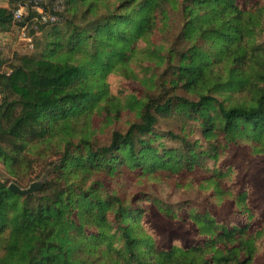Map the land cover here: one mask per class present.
I'll return each mask as SVG.
<instances>
[{
	"label": "trees",
	"instance_id": "trees-1",
	"mask_svg": "<svg viewBox=\"0 0 264 264\" xmlns=\"http://www.w3.org/2000/svg\"><path fill=\"white\" fill-rule=\"evenodd\" d=\"M53 3L58 21L39 28L49 36L38 53L8 62L0 54V163L10 179L0 182V264H253L264 252V226L249 233L248 224L229 228L190 208L184 220L202 241L161 250L146 232L142 198L103 196L86 184L95 173L175 177L208 158L218 162L228 149L264 160V48L257 43L263 12L238 0ZM10 20L0 8V27ZM175 21L180 28L168 48L141 52L165 64L154 97L140 102L137 121L125 131L93 140L92 115L124 108L111 95L109 77L129 79V62L144 58L137 44L169 33ZM174 110L198 122L203 144L170 132L176 146H153L155 124ZM35 159L43 172L33 180L44 172L50 178L32 195L9 191L10 183L20 187L21 166ZM232 169L217 165L198 184L250 220L245 190L230 186Z\"/></svg>",
	"mask_w": 264,
	"mask_h": 264
},
{
	"label": "rangeland",
	"instance_id": "rangeland-1",
	"mask_svg": "<svg viewBox=\"0 0 264 264\" xmlns=\"http://www.w3.org/2000/svg\"><path fill=\"white\" fill-rule=\"evenodd\" d=\"M239 5L247 8L254 7L263 12L261 24V32L257 35V43L264 48V0H238ZM80 21L82 19H79ZM82 22V21H81ZM180 21H175L170 26L169 33L161 35L155 34L149 41L139 42L136 46L137 57H144L140 64H128L129 79H122L117 75L109 78L112 87L111 95L124 107L119 114L111 111H96L90 120L88 126L90 136L98 142H108L110 135L114 131H125L128 126L137 121L136 109L140 102L145 98H153L155 88L158 87V79L164 69V62L157 64L156 55L151 58L146 57L141 52L145 49L162 45L169 47V43L177 35ZM32 29L29 24L25 30V36L28 37L33 45V49L29 48V42L24 40L21 35L19 26L6 25L0 27V54L6 62L12 60L16 55H33L40 50L38 44L43 47L46 42L48 33L42 29ZM63 29V26H62ZM160 55L166 53L165 49L159 50ZM158 57V56H157ZM137 62L138 61H133ZM1 71L6 72L5 67ZM137 77L136 80H132ZM181 96L194 99L193 94L180 92ZM109 109V107H108ZM201 127L197 121L189 116L182 117L178 110L167 115L165 118L160 117L154 126L150 138L153 140V146L158 150L162 147H174L176 143L171 140L169 133H173L179 137H186L188 141H199L203 144L200 133ZM45 151V146L39 147L34 151L37 155ZM39 155V156H40ZM59 154L56 155V158ZM264 160L262 157H245L236 149H228L227 153L219 156L218 162H213L209 158L205 160L202 167L195 169L191 173L182 172L178 176H168L166 173H159L150 178L141 177L139 171L132 173H122L107 177L104 173L93 174L87 182V186L93 184V187L101 190L103 196L120 195L127 196L128 200L135 201L142 198L141 203L145 209L143 219L146 225V232L152 237L155 245L161 250H169L171 247L178 249H188L198 245L202 238L196 234L193 225L184 219L186 211L194 208L197 211H208L212 214L216 221L224 223L229 228L233 226L242 227L249 225V233L260 229L264 226ZM31 167L27 163L21 166L23 174L20 176L21 189H27L31 184L40 185V188L50 178L47 172L37 176L33 180V175L43 172L39 168L37 159L32 160ZM232 166V180L229 182L233 192L245 190L247 194V206L251 210L253 218L250 220L241 215L234 208L232 201H224L217 204L213 198H209L208 191L203 190L205 183L198 184L201 180L206 179L210 175V171L217 165ZM47 173V174H46ZM179 177V178H178ZM150 179V180H149ZM9 177L0 163V182L7 183ZM33 180V181H32ZM12 184V183H10ZM14 184V183H13ZM99 184L101 185L99 187ZM197 184V185H195ZM164 209L165 213H161ZM168 211V212H167ZM177 218H170L171 213ZM253 264H264V252L260 254Z\"/></svg>",
	"mask_w": 264,
	"mask_h": 264
},
{
	"label": "built area",
	"instance_id": "built-area-1",
	"mask_svg": "<svg viewBox=\"0 0 264 264\" xmlns=\"http://www.w3.org/2000/svg\"><path fill=\"white\" fill-rule=\"evenodd\" d=\"M54 5L53 0H0V8L7 10L11 16L10 25L19 26L24 40L29 42L30 49H33V45L25 36V30L29 24L33 30L55 24L58 18L54 14Z\"/></svg>",
	"mask_w": 264,
	"mask_h": 264
},
{
	"label": "water",
	"instance_id": "water-1",
	"mask_svg": "<svg viewBox=\"0 0 264 264\" xmlns=\"http://www.w3.org/2000/svg\"><path fill=\"white\" fill-rule=\"evenodd\" d=\"M40 189V185L31 184L27 189H21L15 184H9L8 190L21 196H27L34 194L37 190Z\"/></svg>",
	"mask_w": 264,
	"mask_h": 264
}]
</instances>
